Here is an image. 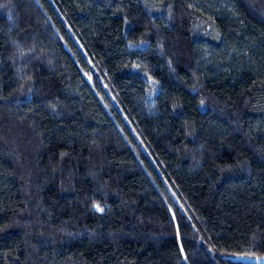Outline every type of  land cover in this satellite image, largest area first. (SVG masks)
<instances>
[{
  "label": "trees",
  "instance_id": "16d2710c",
  "mask_svg": "<svg viewBox=\"0 0 264 264\" xmlns=\"http://www.w3.org/2000/svg\"><path fill=\"white\" fill-rule=\"evenodd\" d=\"M264 259V0H0V264Z\"/></svg>",
  "mask_w": 264,
  "mask_h": 264
},
{
  "label": "water",
  "instance_id": "95a60500",
  "mask_svg": "<svg viewBox=\"0 0 264 264\" xmlns=\"http://www.w3.org/2000/svg\"><path fill=\"white\" fill-rule=\"evenodd\" d=\"M255 264H264V259L257 261Z\"/></svg>",
  "mask_w": 264,
  "mask_h": 264
}]
</instances>
